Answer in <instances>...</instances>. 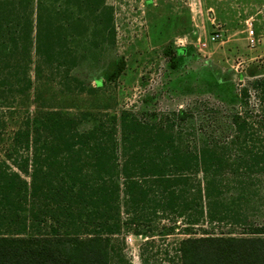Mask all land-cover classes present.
<instances>
[{
	"label": "trees",
	"instance_id": "1",
	"mask_svg": "<svg viewBox=\"0 0 264 264\" xmlns=\"http://www.w3.org/2000/svg\"><path fill=\"white\" fill-rule=\"evenodd\" d=\"M22 1L0 0V72L21 54L10 39L16 26L13 7ZM28 1L32 12L33 0ZM35 16L34 44L30 38L21 47L25 54L34 48L36 72L42 68L37 60L73 67L76 37L83 42L88 22L99 37L96 44L114 40L112 7L103 0H35ZM67 28L75 31L70 37ZM175 52L181 56L185 48ZM124 64L122 59L116 63L110 80ZM10 79L0 76V90L13 87ZM21 83L23 91L31 81L23 77ZM250 88L264 110V77L232 92L230 100L245 105ZM87 117L92 125L80 128ZM230 125L228 144L196 138L190 110L158 117L130 110L102 116L35 112L13 134L7 157L16 169L0 161V264H110L114 240L130 230L141 235L142 222L170 215L185 219L187 236L166 264H264V224L239 234L195 232L205 217L211 224L226 219L236 224L244 215L230 206L235 199L222 198L225 189L234 188L235 197L246 202L251 178L264 174V146L257 147L259 136L247 114L231 113ZM231 150H237L238 162L227 159ZM174 228L164 227L165 234Z\"/></svg>",
	"mask_w": 264,
	"mask_h": 264
},
{
	"label": "rangeland",
	"instance_id": "2",
	"mask_svg": "<svg viewBox=\"0 0 264 264\" xmlns=\"http://www.w3.org/2000/svg\"><path fill=\"white\" fill-rule=\"evenodd\" d=\"M105 2L112 7L113 42L96 44L99 37L88 22L83 42L76 37L79 48L74 51L77 60L73 67L66 70V66H46L37 60L42 68L34 72L31 64L29 88L20 93L10 92L6 85L1 88L0 161L16 169L7 157L14 132L27 117L48 109L71 116L130 110L146 117L190 110L196 138L203 135L228 144L233 134L231 113L240 111L247 114L259 136L257 141L255 135L257 147L264 146V110L256 92L249 89L245 105L230 100L232 92L264 77V0ZM67 30L68 37L72 36L74 30ZM178 46L185 48L181 56L175 52ZM120 59L125 63L123 70L110 80L108 76ZM98 81H102L99 86ZM92 122L87 117L80 128L86 129ZM236 151L227 153L230 163L238 162ZM226 176L230 177V172ZM253 178L246 202L235 197L238 191L232 187L222 195L229 201L235 199L230 206L244 215L236 224L230 219L211 224L205 217L201 226H194L195 232L204 228L239 234L249 225L264 224V174ZM240 179L250 180L242 175ZM185 222L174 215L142 222L143 234L134 235L130 230L114 240L110 264H166L176 255L178 241L187 236L182 231ZM171 225L173 233L165 234L164 227Z\"/></svg>",
	"mask_w": 264,
	"mask_h": 264
},
{
	"label": "crops",
	"instance_id": "3",
	"mask_svg": "<svg viewBox=\"0 0 264 264\" xmlns=\"http://www.w3.org/2000/svg\"><path fill=\"white\" fill-rule=\"evenodd\" d=\"M103 4L106 6H110L106 4L105 0H103ZM13 8L16 9L17 11L16 17H14L16 26L15 28L11 29V37L13 36V38L11 39L8 38V39L11 40V43L12 40L14 39V42H16V44L19 46V51H21V54L19 53L18 55H16L15 60L13 58L9 60V65H8L9 67H5L4 65L1 66L2 71L0 72V76L11 78L10 82L13 87L10 89V92L19 91L20 93L22 92L20 91L21 88L20 84H22L21 78L24 77V80L26 79L27 81L28 80L30 81L29 70L31 64L33 66V71L35 72L36 56L34 53V48H32L29 54H25L24 52L22 53L23 47H21L25 44H29L30 38L33 40V44H34L35 27H36L35 0H33L32 12L28 0L27 1L23 0L21 4L17 3ZM7 43H9V40L7 41ZM12 76H15V79Z\"/></svg>",
	"mask_w": 264,
	"mask_h": 264
},
{
	"label": "built area",
	"instance_id": "4",
	"mask_svg": "<svg viewBox=\"0 0 264 264\" xmlns=\"http://www.w3.org/2000/svg\"><path fill=\"white\" fill-rule=\"evenodd\" d=\"M248 29H249V37H250V39H251V41H253L252 40V35H253V30L250 28V26L248 27ZM216 36V35H215ZM212 39H215L214 37H212ZM203 45H205V44H203Z\"/></svg>",
	"mask_w": 264,
	"mask_h": 264
}]
</instances>
